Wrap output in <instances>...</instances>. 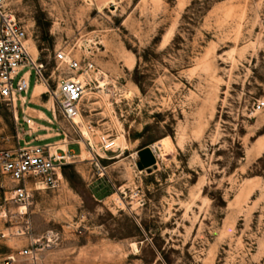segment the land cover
Masks as SVG:
<instances>
[{
    "label": "rangeland",
    "instance_id": "1",
    "mask_svg": "<svg viewBox=\"0 0 264 264\" xmlns=\"http://www.w3.org/2000/svg\"><path fill=\"white\" fill-rule=\"evenodd\" d=\"M190 2L12 0L45 71L86 84L79 123L41 92L57 184L29 182L23 203L0 171V264H264V0H211L191 24ZM16 137L0 101V149Z\"/></svg>",
    "mask_w": 264,
    "mask_h": 264
},
{
    "label": "built area",
    "instance_id": "2",
    "mask_svg": "<svg viewBox=\"0 0 264 264\" xmlns=\"http://www.w3.org/2000/svg\"><path fill=\"white\" fill-rule=\"evenodd\" d=\"M53 56L58 61H64L69 67L81 66L80 59L73 56L64 47L54 49ZM91 64L86 61L85 65ZM46 61L34 53L27 42V28L17 15L16 7L12 0H0V101L7 103L13 112L16 123L24 121L28 127L32 115L20 114L17 107L28 102L26 93L29 91L30 75L34 74V82L41 81L52 98V109L57 108L59 113L67 120L76 122L74 115L81 111V97L85 89V80L79 74H66L59 70L56 74L47 73ZM51 78L54 85H51ZM264 103L259 100L258 105ZM105 147L112 145L106 136H102ZM50 143H31L19 136L16 142L0 149V171L11 177L15 182L10 197L23 203H28L32 192L29 182L36 184L43 182L47 186H55L60 179V164L65 157L51 149ZM6 185L0 183V190ZM20 254L33 258L36 254L32 246L21 247ZM2 264H18L15 253L7 254Z\"/></svg>",
    "mask_w": 264,
    "mask_h": 264
},
{
    "label": "crops",
    "instance_id": "3",
    "mask_svg": "<svg viewBox=\"0 0 264 264\" xmlns=\"http://www.w3.org/2000/svg\"><path fill=\"white\" fill-rule=\"evenodd\" d=\"M36 82L32 84L31 88L26 93L28 102L23 103L17 107V110L20 114L22 113V111H24V113H28L32 115V120L33 122H35L36 125H33L32 123H30L31 126L28 127L24 121H21L17 123V133L19 134V136H21L24 139L28 137L26 141H33L35 143H46V142L50 143L49 141H42V139L46 138L47 136H49V134H51V132L49 131V128L51 127V125H49L48 123L42 122L40 120H35V117L39 119H46V120L51 121V116L47 112V110H50L51 114L53 112L50 109V105L47 103L48 101L44 100L41 96V92H43V90L37 93L33 92L37 85V84L35 85ZM41 128H46L48 131H45V132L38 131V129H41ZM79 147L80 145H78L77 149ZM64 148H66V145H64Z\"/></svg>",
    "mask_w": 264,
    "mask_h": 264
},
{
    "label": "trees",
    "instance_id": "4",
    "mask_svg": "<svg viewBox=\"0 0 264 264\" xmlns=\"http://www.w3.org/2000/svg\"><path fill=\"white\" fill-rule=\"evenodd\" d=\"M211 0H191V2L186 6V11L183 13V17L186 18L188 23H193L196 21L197 17L209 6ZM189 27V25H186ZM179 33H175L173 40L179 37ZM138 81V78H136ZM140 87L142 85L138 81Z\"/></svg>",
    "mask_w": 264,
    "mask_h": 264
},
{
    "label": "water",
    "instance_id": "5",
    "mask_svg": "<svg viewBox=\"0 0 264 264\" xmlns=\"http://www.w3.org/2000/svg\"><path fill=\"white\" fill-rule=\"evenodd\" d=\"M138 154L140 158L138 165L140 167L150 165L155 161V157L148 146H144L139 149Z\"/></svg>",
    "mask_w": 264,
    "mask_h": 264
},
{
    "label": "bare ground",
    "instance_id": "6",
    "mask_svg": "<svg viewBox=\"0 0 264 264\" xmlns=\"http://www.w3.org/2000/svg\"><path fill=\"white\" fill-rule=\"evenodd\" d=\"M34 52H35V51H34ZM37 82H41V81H37ZM37 82H36V83H37ZM36 83H35V85H36ZM41 83H43V82H41ZM41 83H37V85H36V87H35V89H34V91H33L34 93L40 92V91H42L43 89H45V87H44V85H43L44 83H43V84H41ZM35 85H34V86H35ZM33 95H34V94H33ZM74 120L77 121L78 123H79V121H81V111H79L77 114L74 115ZM32 121H33V120H32ZM32 121H31V122H32ZM81 125H82V124H81ZM82 126H83V125H82ZM84 130H85V129H84ZM115 141H116V140H115ZM115 141H114V142H115ZM165 143H166V142H165ZM157 144H160L161 147H162V145L164 144V140H161V141L158 142ZM160 145H159V146H160ZM159 146H158V147H159ZM23 208L25 209V205H22V206H21V209H23Z\"/></svg>",
    "mask_w": 264,
    "mask_h": 264
}]
</instances>
